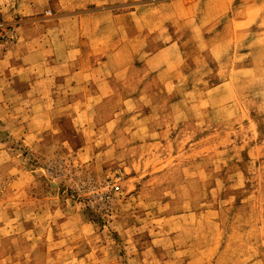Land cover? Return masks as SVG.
<instances>
[{
    "label": "rangeland",
    "instance_id": "374dc122",
    "mask_svg": "<svg viewBox=\"0 0 264 264\" xmlns=\"http://www.w3.org/2000/svg\"><path fill=\"white\" fill-rule=\"evenodd\" d=\"M250 1L0 0V264H264V38L232 20ZM201 28L226 35L201 53ZM56 61L114 94L32 95L18 66Z\"/></svg>",
    "mask_w": 264,
    "mask_h": 264
},
{
    "label": "crops",
    "instance_id": "0c3cea01",
    "mask_svg": "<svg viewBox=\"0 0 264 264\" xmlns=\"http://www.w3.org/2000/svg\"><path fill=\"white\" fill-rule=\"evenodd\" d=\"M223 1L224 2L228 1V3L230 4L231 0H223ZM232 1H235V0H232ZM240 8L244 9V13L242 14V16L238 18L236 16V18L232 20H233L234 25L241 26L242 28L240 29V31L243 30L244 32H239L238 34L237 32L234 31L233 36H248L251 39H255V41H256V38H264V0H254V1L247 2V3H243ZM245 30H247V32H245ZM199 31H200V34L198 36L200 37V39L199 41L196 42V44L195 43L194 44L196 45V48L197 46H199L200 50L202 49L200 51L201 53H203V51L205 52L208 51L206 46L211 47L210 41H208L207 39L209 36L226 35L225 29L223 28L219 29L217 33L216 31L213 33H209L208 30H205L203 28H201V30ZM147 43H148L147 40H143V44L140 50H142L143 52H148V50H146ZM178 49L180 53L184 51L181 48H178L176 44H172L171 41H168L166 44L163 45V47H160L159 49L153 48L152 51L149 53H151L152 56L153 54L156 56V53H158L156 51H160L161 53L163 52H167V53L175 52L176 53ZM43 53L46 54L44 50L40 52V54H43ZM186 54H187V50L185 52V59L188 58V55ZM55 63L56 64H54L53 62L52 63L43 62L41 63L39 68H36V67L32 68V67H26V66L22 68L21 67L22 65L18 66L20 72L23 71V72L28 73L29 74L28 76L31 75V77H28V80H29L28 85L32 89V92H31L32 95H35L37 91L42 88V86H46L47 94L52 93L55 95L57 93L56 90H59V89L49 88V86H52V85L61 86L60 88H64L65 93H67V95H72V96L80 93V91L86 92L85 94H88V96H91L93 94L94 96H96V94L99 95V93H102V92H105L104 95L106 96H109V94L110 95L114 94L113 91H111L110 85L112 84L109 79L107 78L101 79L97 77L81 75V73L79 72V69H74L73 67L71 69L67 68L70 66L65 67L63 64H58L57 61ZM159 67H161V65L156 66V68H159ZM65 68L66 70H68L67 73L59 74V72ZM151 80L153 79L148 78L144 82H139L137 84L138 87L136 88L137 94H143V95L149 94L147 92L148 89L144 86L150 85L149 81ZM159 84L165 86L166 90L170 89L171 91H176L177 86L181 85V83L178 80H174L172 78L159 82ZM92 86L94 89L92 88ZM167 87L168 88L170 87V88L167 89ZM167 94H171V92ZM42 99H43V96H42Z\"/></svg>",
    "mask_w": 264,
    "mask_h": 264
},
{
    "label": "built area",
    "instance_id": "2783aa9c",
    "mask_svg": "<svg viewBox=\"0 0 264 264\" xmlns=\"http://www.w3.org/2000/svg\"><path fill=\"white\" fill-rule=\"evenodd\" d=\"M114 191H118L119 190V186H114Z\"/></svg>",
    "mask_w": 264,
    "mask_h": 264
}]
</instances>
